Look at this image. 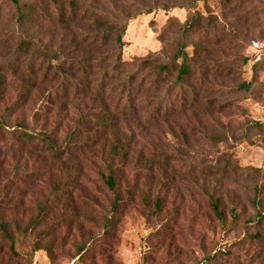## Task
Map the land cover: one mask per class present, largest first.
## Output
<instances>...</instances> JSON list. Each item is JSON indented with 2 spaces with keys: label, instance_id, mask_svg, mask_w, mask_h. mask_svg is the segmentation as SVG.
<instances>
[{
  "label": "rangeland",
  "instance_id": "374dc122",
  "mask_svg": "<svg viewBox=\"0 0 264 264\" xmlns=\"http://www.w3.org/2000/svg\"><path fill=\"white\" fill-rule=\"evenodd\" d=\"M196 9L219 20L223 56L234 71L213 81L212 97L235 106L212 117H157L150 105L137 118L122 117L117 130L103 132L80 120L76 107L47 106L41 96L18 110L6 107L17 104L23 80L34 79L26 69L39 62L18 53L24 29L15 24L12 1L0 0V85H9L4 104L0 96L6 123L0 127V218L12 230L16 223L20 232L29 230L23 248L41 246L30 261L12 256L0 239V264H264V225L256 219L264 210V183L248 176L264 159V131L249 126L264 123V0H202ZM188 15L175 8L132 19L123 59L158 53L167 20ZM47 35V26L35 27L28 38ZM237 56L248 62L241 66ZM242 83L248 85L244 91ZM213 129L228 139L212 146L206 136ZM22 131L41 136L28 140ZM42 135L63 148L61 159L47 151ZM116 141L128 150L114 158L118 181L110 190L104 163ZM217 166L231 177L200 175ZM256 185L259 208L252 204ZM210 197L222 216L211 210Z\"/></svg>",
  "mask_w": 264,
  "mask_h": 264
},
{
  "label": "trees",
  "instance_id": "16d2710c",
  "mask_svg": "<svg viewBox=\"0 0 264 264\" xmlns=\"http://www.w3.org/2000/svg\"><path fill=\"white\" fill-rule=\"evenodd\" d=\"M11 1L16 9L15 24L25 32L17 44V51L23 56L36 58L39 67L26 69L27 74L34 79L23 80L18 89L19 101L16 99L17 104L14 103V106L7 105L9 110L12 107L15 110L23 108L33 96L37 99L41 96L47 106L58 104L64 111L75 110L76 107L80 112V120L107 132L117 130L122 117L137 118L150 105H154L152 108L157 117L163 114L183 117L188 112L212 117L216 112L222 114L226 108L235 106L229 101L218 103L212 97L215 93L213 81L223 78L221 76L225 73L224 78H227L234 71L227 66V60L223 56V42L226 39L224 35L221 38L217 35L219 20L196 9L197 3L202 0ZM226 1L231 4V0ZM175 8H185L189 15L184 21L177 17L167 20L157 38L162 48L155 53L156 56L151 53L146 57L133 56L125 61L122 51L130 21L141 14ZM46 26L47 36L28 38L31 28L42 30ZM188 48H192L191 54L187 51ZM248 59L246 56L236 58L241 66ZM236 60H232V64ZM11 74L17 73L13 71ZM238 88L244 91L248 85L242 83ZM7 92L9 85H0L3 104ZM12 113L15 114V111ZM16 124L20 126L19 123ZM2 126H6L4 120H0V127ZM249 126L264 131V123L254 122ZM213 130L206 136L212 146L228 139L225 131L219 133ZM23 132L28 140L41 136ZM42 136L44 138L45 135ZM70 138L69 135L66 139ZM116 142L110 148L104 163L107 171L105 184L110 190H114L118 181L114 158L119 150H128V146L120 141ZM43 143L56 159L62 158L64 150L58 146L57 141L44 138ZM248 171V176L253 180L258 179L264 183V159L261 167H251ZM220 172L225 178L231 177L226 167L218 166L208 167L200 175L215 177ZM233 174L237 175L236 170ZM254 190L252 204L259 208L260 187L256 185ZM210 199L211 210L222 216L219 202L211 197ZM115 200L118 201L116 198ZM157 203L159 205V201ZM112 208L116 209V206ZM256 219L259 224L264 225V210L258 211ZM33 226L34 224L28 225V228ZM14 231L19 233L17 238ZM28 231L24 229L20 232L19 223L12 230L10 223L0 218V239L8 243L9 253L14 257L28 256L32 261L41 246L35 242L30 250L23 248ZM83 250V246L79 247V253Z\"/></svg>",
  "mask_w": 264,
  "mask_h": 264
}]
</instances>
